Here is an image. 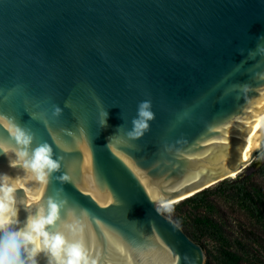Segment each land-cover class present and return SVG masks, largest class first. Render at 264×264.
Here are the masks:
<instances>
[{"label": "water", "instance_id": "95a60500", "mask_svg": "<svg viewBox=\"0 0 264 264\" xmlns=\"http://www.w3.org/2000/svg\"><path fill=\"white\" fill-rule=\"evenodd\" d=\"M261 48L264 0H0V173L25 175L9 167V118L35 134L33 147L64 156L47 184L25 187L66 200L58 230L81 239L90 262L204 264L158 206L240 174L261 151ZM144 100L155 119L127 142L118 128Z\"/></svg>", "mask_w": 264, "mask_h": 264}, {"label": "clouds", "instance_id": "9594fccd", "mask_svg": "<svg viewBox=\"0 0 264 264\" xmlns=\"http://www.w3.org/2000/svg\"><path fill=\"white\" fill-rule=\"evenodd\" d=\"M259 51L264 53V48ZM61 115L62 109L54 106L52 116ZM101 116L99 127H107L108 110ZM5 119L0 115V121ZM154 119L151 101L144 100L137 106L131 128L125 130L121 125L118 131H123L127 142L137 141L150 130V122ZM7 123L16 145L15 159L9 160V167H19L25 175L13 178L7 173H0V264H39L37 258L41 253L47 258V264H94L90 262L81 239H69L58 230L66 200L49 196L45 203L39 197L28 195L31 190L25 187L30 180L47 184L56 173L61 172L64 156H57L52 145L46 141L33 147L35 134L30 129L16 125L9 118ZM68 135L75 137L72 132ZM0 148H3L2 144ZM56 179L64 183L69 177L61 174ZM18 189L23 190V198L18 199ZM21 206L27 213L23 222L18 218ZM69 230L73 236L82 231L75 224L70 225Z\"/></svg>", "mask_w": 264, "mask_h": 264}, {"label": "trees", "instance_id": "16d2710c", "mask_svg": "<svg viewBox=\"0 0 264 264\" xmlns=\"http://www.w3.org/2000/svg\"><path fill=\"white\" fill-rule=\"evenodd\" d=\"M258 154L264 155V143ZM225 208L234 216L226 217ZM162 213L202 246L204 264H264V158L250 174L223 180Z\"/></svg>", "mask_w": 264, "mask_h": 264}, {"label": "rangeland", "instance_id": "374dc122", "mask_svg": "<svg viewBox=\"0 0 264 264\" xmlns=\"http://www.w3.org/2000/svg\"><path fill=\"white\" fill-rule=\"evenodd\" d=\"M263 158L264 155L263 154H256V156L254 157L252 163L250 165H248L246 167V169H244L240 174L242 175H246V174H250L251 172L255 171L263 162ZM239 175V174H238ZM238 175H236L234 178H236ZM234 178H229V180H233ZM177 203L174 204H170V205H162L159 204L160 206H158V208L162 211H168L173 209L176 206ZM233 210L232 208H225L223 210V214L228 217L231 218L234 216V214L232 213ZM206 248L209 249L210 251H213L212 245L211 244H206Z\"/></svg>", "mask_w": 264, "mask_h": 264}, {"label": "bare ground", "instance_id": "6f19581e", "mask_svg": "<svg viewBox=\"0 0 264 264\" xmlns=\"http://www.w3.org/2000/svg\"><path fill=\"white\" fill-rule=\"evenodd\" d=\"M247 163V162H246ZM236 176V173H234L233 175H230V177L231 178H234ZM176 202H178V200H176V201H173V202H166V203H162V205H170L171 203H176Z\"/></svg>", "mask_w": 264, "mask_h": 264}]
</instances>
